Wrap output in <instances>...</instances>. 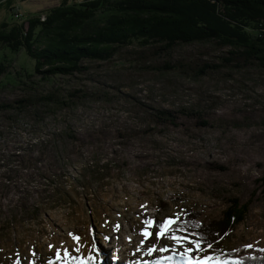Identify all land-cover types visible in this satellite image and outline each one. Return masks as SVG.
Masks as SVG:
<instances>
[{
    "label": "rangeland",
    "instance_id": "374dc122",
    "mask_svg": "<svg viewBox=\"0 0 264 264\" xmlns=\"http://www.w3.org/2000/svg\"><path fill=\"white\" fill-rule=\"evenodd\" d=\"M59 2L4 3L0 23L23 22ZM230 49L180 43L164 55L131 45L110 61H85L84 72L44 79L24 50L0 46V103L27 100L23 110H0V264L56 260L57 249L75 247L70 233L84 245L72 255H92L90 264H121V245L135 243L142 263L145 220H181L190 210L202 227L234 197L250 209L220 247L236 257L262 255L264 68L225 60ZM74 90L79 97L71 100ZM157 109L174 112L175 124L155 122ZM163 254L171 252L150 258Z\"/></svg>",
    "mask_w": 264,
    "mask_h": 264
},
{
    "label": "trees",
    "instance_id": "16d2710c",
    "mask_svg": "<svg viewBox=\"0 0 264 264\" xmlns=\"http://www.w3.org/2000/svg\"><path fill=\"white\" fill-rule=\"evenodd\" d=\"M4 3L12 8L13 0H3L0 6ZM207 41L230 47L227 61H237L240 66L258 63L264 68V0H60L58 5L38 11L23 22L0 23V46L13 52L24 50L34 60V73L44 79L84 72L85 61H110L131 45L168 55L180 43ZM162 68L169 70L174 66L165 64ZM5 71L0 58V75ZM78 92L70 91V99L79 97ZM56 96L47 94L43 99L49 102ZM26 103L25 99L0 103V110H23ZM153 120L175 124L176 115L157 109ZM36 152L39 156L46 154V150ZM34 160H27L28 165ZM260 181L264 196V172ZM228 202L220 218L202 223V227H192L198 223L196 214L189 215L190 210L179 223L185 224L188 233H202L207 242L216 245L211 254L220 255L222 260L264 264V253L236 257L233 250L220 247L250 209V201L241 202L234 197ZM36 257L40 259L38 253Z\"/></svg>",
    "mask_w": 264,
    "mask_h": 264
},
{
    "label": "snow or ice",
    "instance_id": "6c2138e0",
    "mask_svg": "<svg viewBox=\"0 0 264 264\" xmlns=\"http://www.w3.org/2000/svg\"><path fill=\"white\" fill-rule=\"evenodd\" d=\"M180 216L175 218L169 217L162 222L157 223L154 220H145L146 227L141 232L143 239L140 241V246L147 245L145 255L153 256L154 253H168L171 255H162L154 261H145L144 264H244L243 259L222 260L218 254H208L213 245L206 241V237L202 233H188L185 224L179 223ZM175 225V227H173ZM153 226L158 228V231L153 233L150 228ZM192 227L199 228V224H193ZM120 225L116 226V231H119ZM177 233H187L185 235H178ZM72 240L75 241V247L70 251L67 247H63V254L61 250H56V260L61 261V264H90L94 257L92 255H72V252L80 253L84 245L81 243L82 238L73 234H69ZM109 239V237H104ZM130 239V238H129ZM168 242H172L170 246ZM206 245V246H205ZM52 247V246H50ZM251 249L253 245L245 246ZM92 248L97 251L96 240L92 241ZM179 249V251H178ZM140 248H137L139 251ZM264 251V249H261ZM252 259H256L252 257ZM49 264H55V261L49 260Z\"/></svg>",
    "mask_w": 264,
    "mask_h": 264
},
{
    "label": "bare ground",
    "instance_id": "6f19581e",
    "mask_svg": "<svg viewBox=\"0 0 264 264\" xmlns=\"http://www.w3.org/2000/svg\"><path fill=\"white\" fill-rule=\"evenodd\" d=\"M119 245H120V241H118V243L115 245V247H117ZM110 247H111V245L108 248H110ZM137 247L138 246L136 245V243L133 244V247H130V249L129 248L125 249V247H123L121 245L120 250H118V256H119V258H118L117 261L121 262V264H136V263H138V260H136L138 258H136V257L140 255L139 254L140 252L136 250L134 254L132 253V249H134V248L136 249ZM141 249L143 250V252H145L146 249H147V245H145V247H142ZM147 257L150 259V257H152V256H147L146 255L145 259ZM111 258H112V261H114V259H116V258H114V256H111ZM144 262L145 261H143L142 263H140V262L139 263L140 264H144ZM104 264H109V263H108V261H106Z\"/></svg>",
    "mask_w": 264,
    "mask_h": 264
},
{
    "label": "water",
    "instance_id": "95a60500",
    "mask_svg": "<svg viewBox=\"0 0 264 264\" xmlns=\"http://www.w3.org/2000/svg\"><path fill=\"white\" fill-rule=\"evenodd\" d=\"M3 1V0H0V2Z\"/></svg>",
    "mask_w": 264,
    "mask_h": 264
}]
</instances>
